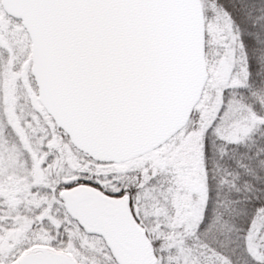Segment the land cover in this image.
Here are the masks:
<instances>
[{"label":"snow or ice","instance_id":"1","mask_svg":"<svg viewBox=\"0 0 264 264\" xmlns=\"http://www.w3.org/2000/svg\"><path fill=\"white\" fill-rule=\"evenodd\" d=\"M0 264H264V0H0Z\"/></svg>","mask_w":264,"mask_h":264}]
</instances>
